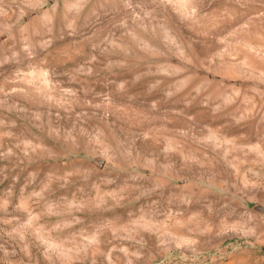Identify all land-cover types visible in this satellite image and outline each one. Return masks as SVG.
I'll use <instances>...</instances> for the list:
<instances>
[{"label": "rangeland", "instance_id": "rangeland-1", "mask_svg": "<svg viewBox=\"0 0 264 264\" xmlns=\"http://www.w3.org/2000/svg\"><path fill=\"white\" fill-rule=\"evenodd\" d=\"M0 264H264V0H0Z\"/></svg>", "mask_w": 264, "mask_h": 264}]
</instances>
